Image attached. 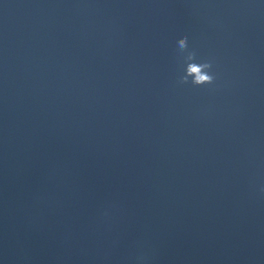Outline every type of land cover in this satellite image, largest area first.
Segmentation results:
<instances>
[{
	"label": "clouds",
	"instance_id": "clouds-1",
	"mask_svg": "<svg viewBox=\"0 0 264 264\" xmlns=\"http://www.w3.org/2000/svg\"><path fill=\"white\" fill-rule=\"evenodd\" d=\"M177 51L182 57L183 74L178 77V83L188 84L196 87L213 86L216 83L217 75L213 71V59H200L198 52L194 48H190L189 37L184 35L177 40ZM264 192V188H261ZM104 215H108L107 212ZM142 260L143 257H140Z\"/></svg>",
	"mask_w": 264,
	"mask_h": 264
}]
</instances>
